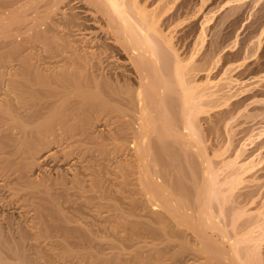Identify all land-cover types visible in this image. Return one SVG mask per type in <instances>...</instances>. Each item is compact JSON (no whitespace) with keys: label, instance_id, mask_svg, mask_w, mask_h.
I'll use <instances>...</instances> for the list:
<instances>
[{"label":"bare ground","instance_id":"obj_1","mask_svg":"<svg viewBox=\"0 0 264 264\" xmlns=\"http://www.w3.org/2000/svg\"><path fill=\"white\" fill-rule=\"evenodd\" d=\"M147 9L0 0V264H264L256 224L228 209L235 173L203 144L205 64L181 58L171 13ZM92 205L150 241L99 240L80 217Z\"/></svg>","mask_w":264,"mask_h":264},{"label":"rangeland","instance_id":"obj_2","mask_svg":"<svg viewBox=\"0 0 264 264\" xmlns=\"http://www.w3.org/2000/svg\"><path fill=\"white\" fill-rule=\"evenodd\" d=\"M174 1L139 0L142 5L148 7L147 10H154L159 15L163 13V16L161 14L162 18L171 13V17L173 15L171 22L168 23L163 18L162 25L167 26L170 24L171 28L175 30V34L173 31L175 36L173 41L178 53L181 54V58L185 57L187 59L193 53L194 58L191 64L193 63L194 66L205 64L206 67L203 66V69H206L196 72L195 77L196 85H200L199 87H202L206 91L205 93L210 95L206 99L208 101H205L206 106L209 107L205 108L207 110H201V114L198 116L200 119L199 126H201V131H204L202 133L206 137V140H204L206 143L203 144L208 148L206 152L209 153H207L209 157L211 156L210 159L214 160L215 166L229 165L224 167L226 168L225 174L229 175L228 173H231L232 177L237 174V177L234 176V178L238 179L240 184L233 191L234 193L228 205L232 204L229 205L228 209L233 208L232 210L235 211L237 209L236 212L234 211L235 215L242 216L240 217L242 220L239 218V224L248 221L246 224L244 223L245 226L243 227H246L249 222L252 226L256 224L253 226L255 229H252L250 225L248 227L251 228L248 229L255 230L256 232L253 233H256L255 238L262 237V241L264 240V0ZM169 8H172V10L168 12ZM214 46H216V49ZM50 160H45L41 169L44 168L43 170L51 174L54 173L55 168L64 169L69 166V162L60 165L59 163L54 164L52 159ZM111 168L113 171V166ZM232 172L235 174L233 175ZM110 173L113 172L108 168V174ZM111 174L106 175L110 187L112 184L110 180L113 177ZM106 176L104 175L105 179ZM112 189L115 188L112 187ZM98 206L93 207L92 205L85 208L86 211L82 210L83 214L80 215V217L84 216L81 217L83 220L87 218L85 222L90 226L92 225V229L98 231V239L106 240L107 238V241L112 240L113 244V240H120L119 243L116 241L115 244H127L130 248H126L127 245L125 247L123 244H121L123 246H118L121 250L124 249L125 252L122 251L123 253L133 251L135 246L133 247L130 243L131 237H134L132 242H134V239L135 242L146 241L147 237L150 241V236L147 233L145 234V230L144 228L141 229V226V228H138L139 231L137 232V229L135 232V234H138L137 236L134 233V236L128 232L124 233L119 229L117 235L112 233L113 229L115 230L116 222L114 219L116 217L109 209L104 208L102 205ZM122 206L124 208V205ZM87 209L90 210L87 211ZM139 210H141L139 214L144 216L142 219L146 218L148 221L149 210L146 209V211L145 208ZM108 211L111 213H108ZM91 212L95 214L94 218ZM146 212H148V215H146ZM88 218L95 225L91 224ZM146 219L144 221L147 224ZM143 220L140 219L142 223ZM243 227L242 229L246 231L247 229ZM139 235L142 237L137 238ZM127 236L129 237L127 238ZM129 238L131 239L129 240ZM262 242L260 244V257L264 261V241ZM107 251H111V249ZM113 251H116V249Z\"/></svg>","mask_w":264,"mask_h":264}]
</instances>
